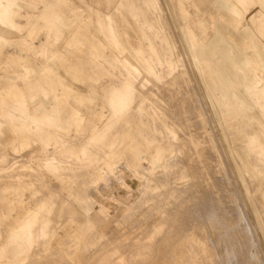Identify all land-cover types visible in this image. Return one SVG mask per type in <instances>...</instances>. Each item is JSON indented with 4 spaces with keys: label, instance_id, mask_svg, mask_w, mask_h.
I'll return each mask as SVG.
<instances>
[{
    "label": "bare ground",
    "instance_id": "6f19581e",
    "mask_svg": "<svg viewBox=\"0 0 264 264\" xmlns=\"http://www.w3.org/2000/svg\"><path fill=\"white\" fill-rule=\"evenodd\" d=\"M36 1L43 5L39 15L34 16L37 18L34 26L37 24L43 26L47 36L40 49H34L27 43L24 36L18 37L13 42L0 34V53L7 43H16L19 46V53L14 51L7 53V62L15 60L16 63H20V60H26L27 64L21 70L12 73L6 70L4 74H0V118L8 121L9 128L16 133L11 143L12 149L18 148L17 144L23 145L32 139L38 141L42 147L47 143H52L53 157L48 156L34 165L44 166L56 172V169L60 168L59 163H54L57 154H63L64 158L75 157L84 160L88 158L85 155L92 152L91 148L100 145L99 158L108 156V163H111L116 147L121 144L128 145L132 148H122V150L131 149L135 157L145 151L149 153L150 159L148 168L141 164L136 165L134 162L130 165L144 179V188L136 204H144L148 191L153 193L154 197L156 196V201L149 205H157V198L159 202L160 198L163 199L168 194L173 196L177 190L175 185L177 183L168 191H162L160 189L163 187V181L159 175L155 177L151 173L156 167H161L164 171L173 167L166 160L165 149L174 146L176 128L181 126L176 115V117L168 115L165 103H168L167 97L170 98L171 95H167L168 91L162 89L163 86L168 88L169 85L177 84L179 76L182 79L181 83L191 87L192 84L191 78L189 79L191 70L187 72V68L184 69L181 54L175 50L170 40L166 24L171 26V23L166 16L165 4L163 8V3L160 4L159 0H113L114 12L109 10L110 8L103 11L88 6V11L95 15L91 17V13L85 14L79 7L73 6L69 0H24L32 8H34L32 3ZM204 1L207 4L203 9L208 10V16L212 19L210 34L202 37L189 27L188 23L179 27L175 20L173 23L181 33L185 55L192 59L193 66L200 73L205 96L211 105L214 118L223 127L226 151L235 162L237 175L253 207L259 227L264 233V0ZM21 3V0H0V29L14 26L15 18L24 5ZM166 4L171 13L167 1ZM200 10H197L199 18L195 23L200 30L204 31V19L199 15ZM186 12L184 10L181 12L183 18L188 17ZM126 13L131 14L135 23L140 22L141 35L135 39V42L130 39L131 33L123 24L127 22ZM31 19L32 17H29L28 21ZM69 20L71 23L80 21V24H76L73 30H70L73 25L67 27L66 21ZM105 23L107 30L103 27ZM89 24L93 25V31L90 30ZM61 33H64V43L58 45L57 39ZM99 33H104V35L100 37ZM73 47H76L79 53H70ZM27 50L33 53L48 52V63H35L28 54L23 53ZM55 59L62 60L61 65L67 60L69 62L67 70L78 72V75L81 73L80 69L91 65L87 74L90 79H88L85 92L78 91L65 83L56 70L57 60ZM93 69L101 73L96 78L100 83L99 90L91 83L93 75L90 73ZM105 75L108 76L107 81H103ZM150 85L152 88L156 87V90L153 89L155 91L152 96L154 100L150 96L147 97V93H142ZM151 87L149 88L152 89ZM181 92L182 90L178 89L175 91V95L182 99L178 102H186L187 96L188 99L193 98L198 103V96L187 95V93L183 95ZM39 96L42 98L37 99ZM69 97L90 102L100 98L103 103L107 104L109 114L100 125L90 118H80L79 110L66 103ZM147 98H150L151 102H148ZM11 99L15 103L10 101ZM147 102L149 104H146ZM179 111L185 113L184 109H179ZM173 113L176 112L173 111ZM205 113L207 114V111ZM208 119H210L209 116ZM208 119L204 117V122L208 123ZM3 122L0 120V126ZM32 127H42L43 131L36 133ZM161 130L170 134V142L166 144L158 142L157 137L151 134V131L160 133ZM105 136H109L110 139L104 140ZM152 146L155 148H151ZM221 150L222 148L220 152ZM92 155L89 157L90 160ZM5 159L7 156L0 157V165H3L2 161H6ZM174 169L175 167L172 168ZM228 172L231 173V170ZM153 181L154 184H151ZM31 184L29 179L30 188ZM9 186H0L2 188L0 194L8 190ZM45 192L46 198L35 200L37 202L28 208L27 215L21 217L12 227V229H17V227L26 229L25 232L29 234L28 239L26 238L16 247L14 244L11 247L1 246V256L4 249L9 248L10 251L7 254L14 250L16 255H21L24 250L26 251L25 243L31 246L42 238L41 240L47 242L48 246L52 237L58 239L57 234L51 231L54 222L52 215L56 204L48 198L47 188ZM225 194L228 196L227 192ZM75 197L81 203L80 206L86 208L87 202L82 199L81 195L75 194ZM1 198L3 199V195H0ZM239 202L243 204L241 199ZM20 203H23L22 199ZM132 206H128L127 209L130 210ZM241 206L242 216L244 219H249L246 216L247 210L245 211V207L241 208ZM14 207L11 206L6 216L13 214L11 211L15 210ZM102 210V207L99 208L87 219L93 220ZM85 222L84 220L78 222L80 233L84 229ZM217 225L220 226V224ZM78 237L82 239L80 234ZM78 246L76 245L73 250L69 247L70 250L67 252V255H71L75 261L80 259L78 251L80 246ZM259 246L258 249H260ZM253 256L254 251L250 253L251 259ZM59 259L54 264H61ZM260 259L263 261L262 257Z\"/></svg>",
    "mask_w": 264,
    "mask_h": 264
},
{
    "label": "rangeland",
    "instance_id": "374dc122",
    "mask_svg": "<svg viewBox=\"0 0 264 264\" xmlns=\"http://www.w3.org/2000/svg\"><path fill=\"white\" fill-rule=\"evenodd\" d=\"M69 1L73 6L83 10L85 14L91 13L88 11V6L97 10L105 11L110 8L109 10L112 12L115 11L113 0ZM166 1L171 13L167 9ZM21 2L24 5L15 18L14 26L1 27L0 34L13 42L18 37L24 36L27 43L38 50L47 38L43 26L39 24L34 26L37 19L34 16L39 15L43 4L36 1L32 3L34 5L32 8L24 0ZM159 2L163 3L162 6L165 4L166 8L164 6L163 8L165 12L167 11L166 16L171 23V26L166 24L170 40L175 50L181 54L184 69L187 68V72L191 70V75L188 73L190 76L188 77L191 78L192 87L181 83L182 79L179 76L177 84L169 85L168 88L163 86L162 89H166L167 95H171L170 98L167 97L168 103H165L167 108L164 106L168 115L177 116V121L181 126L176 128L175 134L177 135L174 138L176 141L174 146L165 149L166 160L173 167L166 171L161 167H156L151 173L155 177L159 175L163 181V187L160 189L162 191H168L171 186L177 183L174 195L168 194L163 199L160 198L159 202L157 198V205H149L156 201V196L154 197V194L148 191L144 204H136L141 190L144 188V179L130 165H132L131 162H134L136 165L141 164L148 168L150 159L149 153L145 151L135 157L131 149L122 150V148H132L128 145L121 144L116 147L111 163H108V156L99 158L100 145H98L91 148L92 152H88L85 155L88 158L84 160L75 157L64 158L63 154H57L54 163H59L60 168L56 169V172L44 166L38 167L34 164L39 160L48 158V156L53 157V144L47 143L42 147L38 141L32 139L26 144H17L18 148L12 149L11 143L16 133L9 128L8 121L0 118L1 121H4L0 126V157L7 156L6 161H2L3 165H0V186L10 185L8 190L5 192L2 190L4 193L0 194L3 195V199H0V247H11L12 244L16 247L26 238L28 239L29 234L25 232L26 229L18 227L12 229V227L15 226L16 221L27 215L28 208L37 202L35 200L46 198V188L48 189V198L56 204L52 215L54 222L51 231L58 236V239L52 237L48 246L47 242L41 240L42 238L31 246L25 243L26 251L24 250L21 255H16L14 250L7 254L10 251L9 248L4 249L3 255H0V264H54L59 258L61 264H264V233L259 227L253 207L237 175L235 162L226 151L224 130L214 118L211 105L206 99L200 73L193 66L192 59L185 55L181 33L173 23L175 20L178 27L188 23V26L202 37L207 36L210 34V23L212 22L208 16V10H204L207 3L204 0H159ZM198 9H201L199 15L204 19V31L196 25L199 18ZM183 10L187 11V18L182 17ZM90 16L95 17L92 13ZM29 17H32L30 21H28ZM126 20L128 23L125 21L123 24L131 33L130 39L135 42V39L141 35L140 22L135 23L130 13H126ZM76 24H80V21L73 23L70 20L66 21L67 27L73 25L70 30H73ZM103 27L108 29L106 23ZM89 28L94 30L91 24H89ZM102 34L104 35V33H99V36L102 37ZM63 36L64 33H61L57 39L58 45L64 43ZM10 51L19 53V46L16 43H7L3 46L0 53V66H2L0 74H4L6 70L12 73L27 65L26 60H20V63H16L15 60L7 62V53ZM76 52L78 49L73 47L70 53L75 54ZM23 53L28 54L29 58L37 64L48 63V52L33 53L27 50ZM55 60H57L56 70L63 77L65 83L78 91L85 92L88 79H90L87 74L91 65L80 69L81 73L78 75V72L67 70L69 63L67 60L63 65H61L62 60ZM90 74L93 75L91 83L99 90L100 83L96 78L101 73L93 69ZM107 80L108 76L105 75L103 81ZM149 87L151 85L146 87L142 93H147L146 96H150L154 100L152 96L155 91L153 89L156 90V87L153 86L152 89ZM177 89L182 90L183 95L187 93V95L198 96L199 104L193 98L188 99L187 96L186 102H178L180 98L175 95ZM41 98L39 96L37 99ZM147 99L148 102H151L150 98ZM66 100L68 105L79 110L80 118H90L97 125H100L109 114L107 104L103 103L100 98H96L92 102L79 100L76 97H69ZM10 101L15 103L13 99ZM148 102L146 104H149ZM28 104L32 103L28 102ZM179 109H184L186 116ZM204 111H207L208 115ZM203 116L207 119L209 116L208 123L204 122ZM135 126L137 125L135 124ZM32 129L36 133L43 131L42 127H32ZM147 131L146 133H148ZM151 134L157 137L156 141L158 139V142L163 144L170 142V134H167L166 131L161 130L160 133L151 131ZM109 139V136L104 138V140ZM220 148H222L221 152ZM91 154L93 155L90 160ZM174 167L175 169L172 170ZM227 168L229 171L231 170L232 174L228 172ZM182 174L185 176L182 177ZM29 179L32 183L31 188L28 185ZM151 184H154V181ZM75 194L81 195L82 199L87 202L86 208L80 206L81 203L77 201ZM237 194L241 196L238 197ZM20 199L23 200V203H20ZM240 199L244 205L240 204L242 203L239 202ZM12 205L15 206V210L11 211L13 214L6 216ZM240 205L245 207V211L247 210L248 215L246 214V216L249 217L251 225L249 219H244L242 216ZM128 206H132L130 210L127 209ZM101 207L103 210L99 211L93 220L87 219ZM244 210L243 212L246 213ZM83 220L86 222L80 233L78 222ZM243 227L245 228L242 229ZM220 230L222 231L220 232ZM223 231L225 232L223 233ZM7 234H9L8 237ZM79 234L82 239L78 237ZM253 242H256L255 245ZM257 242L259 243L257 244ZM76 245L80 246H78L79 262L73 260L71 255H67L68 250H73ZM258 246L261 250L258 249ZM253 251L254 256L251 259L250 253ZM261 257L263 261H261Z\"/></svg>",
    "mask_w": 264,
    "mask_h": 264
}]
</instances>
